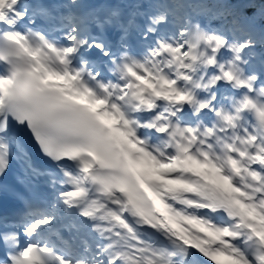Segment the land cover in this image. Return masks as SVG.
Here are the masks:
<instances>
[{
	"label": "snow or ice",
	"instance_id": "obj_1",
	"mask_svg": "<svg viewBox=\"0 0 264 264\" xmlns=\"http://www.w3.org/2000/svg\"><path fill=\"white\" fill-rule=\"evenodd\" d=\"M0 264H264V0H0Z\"/></svg>",
	"mask_w": 264,
	"mask_h": 264
}]
</instances>
